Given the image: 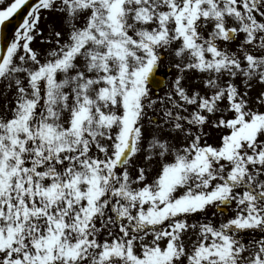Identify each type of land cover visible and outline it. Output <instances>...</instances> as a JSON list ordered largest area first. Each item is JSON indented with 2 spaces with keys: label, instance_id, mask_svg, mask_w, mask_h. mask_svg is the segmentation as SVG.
<instances>
[{
  "label": "snow or ice",
  "instance_id": "1",
  "mask_svg": "<svg viewBox=\"0 0 264 264\" xmlns=\"http://www.w3.org/2000/svg\"><path fill=\"white\" fill-rule=\"evenodd\" d=\"M26 5L0 264H264V0H0V27Z\"/></svg>",
  "mask_w": 264,
  "mask_h": 264
},
{
  "label": "water",
  "instance_id": "2",
  "mask_svg": "<svg viewBox=\"0 0 264 264\" xmlns=\"http://www.w3.org/2000/svg\"><path fill=\"white\" fill-rule=\"evenodd\" d=\"M36 0H29V5L35 3ZM30 10L28 5L24 6L22 9L18 11V13L14 14V18L9 22H6L5 26L0 28V45H3L6 41L10 42L12 35L17 30L18 24L21 22L22 18H24L27 12ZM164 78L161 77V80Z\"/></svg>",
  "mask_w": 264,
  "mask_h": 264
},
{
  "label": "rangeland",
  "instance_id": "3",
  "mask_svg": "<svg viewBox=\"0 0 264 264\" xmlns=\"http://www.w3.org/2000/svg\"><path fill=\"white\" fill-rule=\"evenodd\" d=\"M14 37V36H13ZM161 94H163V92L161 91Z\"/></svg>",
  "mask_w": 264,
  "mask_h": 264
}]
</instances>
